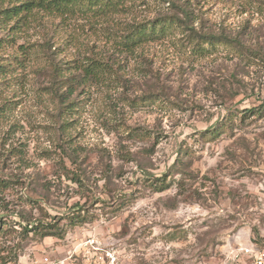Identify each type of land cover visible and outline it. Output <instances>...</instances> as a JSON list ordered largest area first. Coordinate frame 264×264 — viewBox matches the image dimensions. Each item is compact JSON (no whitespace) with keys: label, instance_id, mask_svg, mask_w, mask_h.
Instances as JSON below:
<instances>
[{"label":"rangeland","instance_id":"obj_1","mask_svg":"<svg viewBox=\"0 0 264 264\" xmlns=\"http://www.w3.org/2000/svg\"><path fill=\"white\" fill-rule=\"evenodd\" d=\"M174 1L193 10L199 27L237 38L241 46L202 58L169 43L157 47L161 58L145 75L133 59L118 60L108 45L89 40L114 71L84 94L78 88L82 104L68 120L66 134L81 166L66 162L85 173V187L61 176L59 160L46 156L68 139L57 102L37 92L49 79L19 73L22 82L2 91L0 110L13 103L0 119V174L18 181L0 194L10 209L4 220L15 224L22 212L66 232L63 239L30 240L18 264L44 255L88 264L91 245L100 256L117 253L119 264H226L232 248L264 250V0ZM68 53L62 61L79 57ZM159 73L165 100L140 102L156 91ZM251 110L261 114L249 116ZM125 150L133 160L120 157ZM159 177L169 184L163 192L151 186ZM79 209L88 222L71 226Z\"/></svg>","mask_w":264,"mask_h":264},{"label":"trees","instance_id":"obj_2","mask_svg":"<svg viewBox=\"0 0 264 264\" xmlns=\"http://www.w3.org/2000/svg\"><path fill=\"white\" fill-rule=\"evenodd\" d=\"M153 4L155 8H152ZM145 11L154 12V17L144 16ZM198 20L191 8L174 0H0V95L12 85L20 84L21 74L49 79V85L41 86L37 92L39 97L47 95L57 102L56 118L62 122L61 134L68 139L67 145L57 144L60 152L46 156H55L59 160L61 176L85 187V173L68 168L67 160L78 167L81 164L78 161V147L72 144V139L66 133L70 115L82 104L75 97L78 88L81 87L84 94L89 85L105 81L114 71L113 65L105 60L106 55L94 49L95 42L108 45L111 54L118 60V55L133 59L141 74L145 75L154 73L152 66L161 58L157 47L163 48L169 43L174 47H179V44L180 47H188L191 56L202 58L215 54L221 48L241 46L237 38L199 27ZM77 22L87 26L89 34L78 31ZM40 28L45 29V33L38 31ZM34 37L37 39L34 40ZM183 38L187 45L179 43L178 40ZM91 39L95 40L93 45L90 44ZM19 40L24 43L18 44ZM69 50L77 52L78 59L67 60V57L66 61H62ZM119 62L122 64L121 61L114 64ZM146 64L147 69L144 67ZM154 78L156 91L142 97L140 102L150 104L165 100V88L162 84L158 85L161 74H154ZM12 103L7 102L2 107L0 119ZM132 105L137 106L138 103ZM257 114L261 112L251 110L249 116ZM209 138L212 135H208ZM125 152L120 157L129 161L134 159L131 151L128 150L127 155H124ZM145 174L151 175L146 171ZM1 175L0 194L4 195L18 181L5 179ZM151 186L155 192H163L169 184L166 178L159 177ZM21 200L29 206L35 203L31 198L21 197ZM9 210L6 203L0 204V264H18L20 252L32 239H63L66 235L59 225L34 220L22 212H14L19 220L15 224L5 221V213ZM80 210L70 217L71 226L88 222V215H83Z\"/></svg>","mask_w":264,"mask_h":264},{"label":"built area","instance_id":"obj_3","mask_svg":"<svg viewBox=\"0 0 264 264\" xmlns=\"http://www.w3.org/2000/svg\"><path fill=\"white\" fill-rule=\"evenodd\" d=\"M90 242V241H89ZM89 244V243H88ZM95 248L93 245L85 253L88 264H119V257L117 253L105 252L106 254L99 255L98 252L92 251ZM241 257L253 259V264H264V250H258L253 245L240 246L232 248L225 260L226 264H237L240 262ZM65 261L57 260L53 255H44L40 259H30V264H64Z\"/></svg>","mask_w":264,"mask_h":264}]
</instances>
